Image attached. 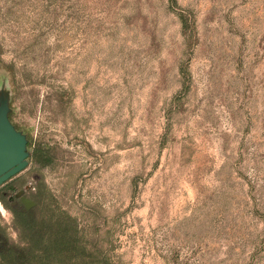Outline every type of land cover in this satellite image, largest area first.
I'll use <instances>...</instances> for the list:
<instances>
[{
  "label": "rangeland",
  "instance_id": "obj_1",
  "mask_svg": "<svg viewBox=\"0 0 264 264\" xmlns=\"http://www.w3.org/2000/svg\"><path fill=\"white\" fill-rule=\"evenodd\" d=\"M2 83L105 264H264V0H0Z\"/></svg>",
  "mask_w": 264,
  "mask_h": 264
},
{
  "label": "trees",
  "instance_id": "obj_2",
  "mask_svg": "<svg viewBox=\"0 0 264 264\" xmlns=\"http://www.w3.org/2000/svg\"><path fill=\"white\" fill-rule=\"evenodd\" d=\"M32 160L42 166L51 162L47 149L34 147ZM35 205L13 206L12 223L17 241L0 225V264H105L91 249L75 217L62 209L43 187L34 195Z\"/></svg>",
  "mask_w": 264,
  "mask_h": 264
},
{
  "label": "water",
  "instance_id": "obj_3",
  "mask_svg": "<svg viewBox=\"0 0 264 264\" xmlns=\"http://www.w3.org/2000/svg\"><path fill=\"white\" fill-rule=\"evenodd\" d=\"M9 112V92L2 83L0 87V185L25 169L30 155L26 135L11 122ZM22 202L27 208L34 205V201L26 197H22Z\"/></svg>",
  "mask_w": 264,
  "mask_h": 264
},
{
  "label": "flooded vegetation",
  "instance_id": "obj_4",
  "mask_svg": "<svg viewBox=\"0 0 264 264\" xmlns=\"http://www.w3.org/2000/svg\"><path fill=\"white\" fill-rule=\"evenodd\" d=\"M6 183L2 184V186L0 185V201L2 202V198L4 197H8L9 198V204L10 203H18L20 202L27 210L28 209H31L34 205H35V202H34V205H31L29 208H27L23 202H22V197H26V198H29L26 196V194L24 193V191H18L15 196H10V193H9V189L7 187V185H5ZM30 199V198H29ZM18 200V202H17ZM32 200V199H31ZM34 201V200H33ZM3 203V202H2ZM13 206L15 205H8L7 208L9 209V211L11 212L12 216L14 214L13 212Z\"/></svg>",
  "mask_w": 264,
  "mask_h": 264
}]
</instances>
